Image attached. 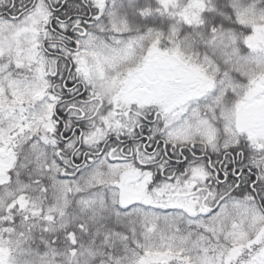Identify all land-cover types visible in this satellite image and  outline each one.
I'll return each instance as SVG.
<instances>
[{
	"label": "snow or ice",
	"instance_id": "6c2138e0",
	"mask_svg": "<svg viewBox=\"0 0 264 264\" xmlns=\"http://www.w3.org/2000/svg\"><path fill=\"white\" fill-rule=\"evenodd\" d=\"M0 264H264V0H0Z\"/></svg>",
	"mask_w": 264,
	"mask_h": 264
}]
</instances>
